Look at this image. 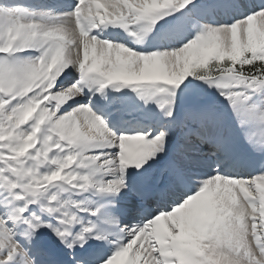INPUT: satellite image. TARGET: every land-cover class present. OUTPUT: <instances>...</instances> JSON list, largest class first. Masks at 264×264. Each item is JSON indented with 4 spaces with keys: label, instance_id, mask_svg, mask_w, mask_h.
Here are the masks:
<instances>
[{
    "label": "snow or ice",
    "instance_id": "obj_1",
    "mask_svg": "<svg viewBox=\"0 0 264 264\" xmlns=\"http://www.w3.org/2000/svg\"><path fill=\"white\" fill-rule=\"evenodd\" d=\"M0 264H264V0H0Z\"/></svg>",
    "mask_w": 264,
    "mask_h": 264
}]
</instances>
